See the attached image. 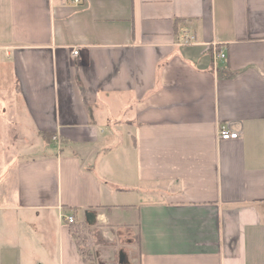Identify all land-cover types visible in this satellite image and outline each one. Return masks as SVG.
<instances>
[{"label": "crops", "instance_id": "crops-1", "mask_svg": "<svg viewBox=\"0 0 264 264\" xmlns=\"http://www.w3.org/2000/svg\"><path fill=\"white\" fill-rule=\"evenodd\" d=\"M67 215L99 263L264 264V0H0V264H88Z\"/></svg>", "mask_w": 264, "mask_h": 264}, {"label": "rangeland", "instance_id": "rangeland-1", "mask_svg": "<svg viewBox=\"0 0 264 264\" xmlns=\"http://www.w3.org/2000/svg\"><path fill=\"white\" fill-rule=\"evenodd\" d=\"M82 235H85V239H81L80 241L83 243V245L90 247L88 250L89 254H87L84 250L85 257H87L89 264H117L115 260L106 261L108 258H101L100 260L102 262L100 261L101 263H99L98 258L96 257L97 251L103 252L105 254L108 253L109 250H112L116 253V249L111 247V244L108 243L107 238L104 237L106 235L103 234L100 229H97L96 227H86L84 228Z\"/></svg>", "mask_w": 264, "mask_h": 264}, {"label": "built area", "instance_id": "built-area-1", "mask_svg": "<svg viewBox=\"0 0 264 264\" xmlns=\"http://www.w3.org/2000/svg\"><path fill=\"white\" fill-rule=\"evenodd\" d=\"M75 1H77V0H75ZM194 40H195V37L192 35V36L188 37L187 39L183 40L182 44H189V43L194 42ZM77 53H78L77 49L72 50L73 55H77ZM214 56H215V58H223L224 53L215 52ZM238 137H239V132L233 131L225 125H221L218 129V138L219 139L228 140V139H236ZM52 139L55 140L56 142H59V138L57 136H53ZM65 217H66V220L69 224L75 222L73 215H67Z\"/></svg>", "mask_w": 264, "mask_h": 264}, {"label": "trees", "instance_id": "trees-1", "mask_svg": "<svg viewBox=\"0 0 264 264\" xmlns=\"http://www.w3.org/2000/svg\"><path fill=\"white\" fill-rule=\"evenodd\" d=\"M44 137H45V139H47L46 136H44ZM84 228H86V227H84L83 224L70 223V232L76 238L77 244L79 245V249H80V252H81L84 260L87 261L88 264H89V261L87 260V257H85V252L87 254H89L88 250H89L90 247H88L87 245L86 246L83 245V243L80 241L81 239H83V240L85 239V237H84L85 235L84 236L82 235V233L84 231ZM84 233H86V232H84ZM83 248H85V249H83ZM84 250H85V252H84Z\"/></svg>", "mask_w": 264, "mask_h": 264}]
</instances>
